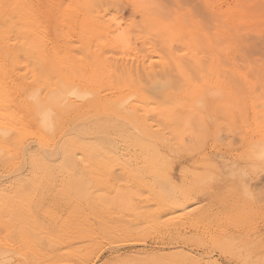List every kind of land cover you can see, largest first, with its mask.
Returning a JSON list of instances; mask_svg holds the SVG:
<instances>
[{
	"label": "rangeland",
	"instance_id": "1",
	"mask_svg": "<svg viewBox=\"0 0 264 264\" xmlns=\"http://www.w3.org/2000/svg\"><path fill=\"white\" fill-rule=\"evenodd\" d=\"M62 263L264 264V0H0V264Z\"/></svg>",
	"mask_w": 264,
	"mask_h": 264
},
{
	"label": "bare ground",
	"instance_id": "2",
	"mask_svg": "<svg viewBox=\"0 0 264 264\" xmlns=\"http://www.w3.org/2000/svg\"><path fill=\"white\" fill-rule=\"evenodd\" d=\"M75 31V30H74ZM80 32V31H79ZM56 33V32H55ZM45 34H46V32H45ZM58 34V33H57ZM62 34V33H61ZM49 35V34H48ZM59 35V34H58ZM64 35H66V34H64ZM69 35H70V32H69ZM52 36V35H51ZM44 37H46V36H44ZM49 37V36H48ZM57 37V36H56ZM63 37V36H62ZM61 37V38H62ZM69 37H72V36H69ZM82 36H80V38H81ZM64 38H66V36L64 37ZM63 38V39H64ZM68 38V37H67ZM46 39V38H45ZM44 39V40H45ZM57 39H58V37H57ZM78 39V38H77ZM68 40V39H67ZM75 40V39H74ZM81 40H82V38H81ZM46 41H47V39H46ZM45 41V42H46ZM49 41H51V40H49ZM54 41H55V39H54ZM82 42V41H81ZM71 43V42H70ZM72 44V43H71ZM74 44V43H73ZM69 46V45H68ZM97 53V52H96ZM99 54V53H98ZM26 55V54H25ZM24 55V56H25ZM102 55H103V53H102ZM27 56V55H26ZM95 56V55H94ZM19 57V56H18ZM45 57H47V56H45ZM49 60H50V58H49ZM94 60V59H93ZM93 60H91V62L93 61ZM98 60V59H97ZM104 60V59H103ZM109 60V59H108ZM110 60H112L111 58H110ZM110 60H109V62H110ZM47 61V60H46ZM96 61V60H95ZM102 61V60H101ZM44 62V61H43ZM49 62V61H48ZM99 62V61H98ZM45 63V62H44ZM105 63V62H104ZM113 63V62H112ZM122 63V62H121ZM111 64V63H110ZM115 64V63H114ZM105 65V64H104ZM103 65V66H104ZM132 66H133V64H131ZM143 65V64H142ZM106 66V65H105ZM127 66V65H126ZM140 66V65H139ZM107 67V66H106ZM111 67H112V65H111ZM118 69V68H117ZM143 69V68H142ZM110 70V69H109ZM115 70H116V68H115ZM132 70V69H131ZM138 70H139V68H138ZM137 70V71H138ZM163 70H164V68H163ZM107 71V70H106ZM120 71V70H119ZM158 71V70H157ZM159 71H161V70H159ZM43 72V71H42ZM117 72V71H116ZM122 72V71H121ZM138 72H140V71H138ZM138 72H137V74H138ZM150 72L151 73H153L154 75H156V74H160V72H156V71H153V69L152 70H150ZM163 72V71H162ZM170 72V71H169ZM110 73H111V71H110ZM114 73V72H113ZM112 73V74H113ZM95 74V73H94ZM107 74V73H106ZM117 74V73H116ZM123 74V73H122ZM122 74H120V75H122ZM131 74V73H130ZM155 87V86H154ZM148 88H150V87H148ZM241 108V107H240ZM225 110V109H224ZM227 110V109H226ZM234 110V109H233ZM238 110V109H237ZM242 110V109H241ZM228 113H229V111H228ZM239 114V113H238ZM249 114V113H248ZM146 118H148V116L146 117ZM155 118V117H154ZM202 125V124H201ZM232 126V125H231ZM230 126V127H231ZM196 128H198V127H196ZM204 131H206V130H204ZM201 132V131H200ZM200 132H199V136H200ZM205 133V132H204ZM204 135V134H203ZM198 139V138H197ZM15 261V260H14ZM63 264V263H62Z\"/></svg>",
	"mask_w": 264,
	"mask_h": 264
}]
</instances>
